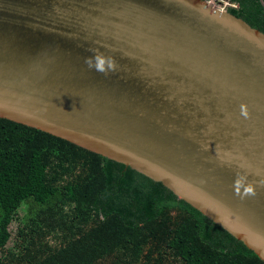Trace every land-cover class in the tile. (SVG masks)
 Returning <instances> with one entry per match:
<instances>
[{
	"label": "water",
	"instance_id": "1",
	"mask_svg": "<svg viewBox=\"0 0 264 264\" xmlns=\"http://www.w3.org/2000/svg\"><path fill=\"white\" fill-rule=\"evenodd\" d=\"M0 117L161 181L264 260V33L206 0H0Z\"/></svg>",
	"mask_w": 264,
	"mask_h": 264
},
{
	"label": "trees",
	"instance_id": "2",
	"mask_svg": "<svg viewBox=\"0 0 264 264\" xmlns=\"http://www.w3.org/2000/svg\"><path fill=\"white\" fill-rule=\"evenodd\" d=\"M233 2L264 33V0ZM0 264L264 260L163 182L0 117Z\"/></svg>",
	"mask_w": 264,
	"mask_h": 264
},
{
	"label": "built area",
	"instance_id": "3",
	"mask_svg": "<svg viewBox=\"0 0 264 264\" xmlns=\"http://www.w3.org/2000/svg\"><path fill=\"white\" fill-rule=\"evenodd\" d=\"M217 3H220V7L221 9L223 10H228L230 7H233V8H239V4L238 3H235L233 2V0H216ZM210 2H213V0H210Z\"/></svg>",
	"mask_w": 264,
	"mask_h": 264
},
{
	"label": "rangeland",
	"instance_id": "4",
	"mask_svg": "<svg viewBox=\"0 0 264 264\" xmlns=\"http://www.w3.org/2000/svg\"><path fill=\"white\" fill-rule=\"evenodd\" d=\"M208 1H210V0H208ZM212 4H214L215 6H218V7H222V6H220V4H221V2L220 3H217V1L216 0H213V2H211ZM13 229H15L16 228V226L15 225H13V227H12Z\"/></svg>",
	"mask_w": 264,
	"mask_h": 264
}]
</instances>
